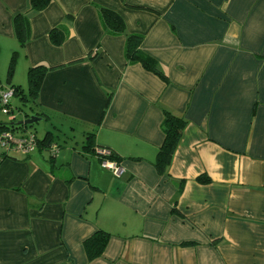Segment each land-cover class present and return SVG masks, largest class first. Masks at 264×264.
<instances>
[{"label": "crops", "instance_id": "0c3cea01", "mask_svg": "<svg viewBox=\"0 0 264 264\" xmlns=\"http://www.w3.org/2000/svg\"><path fill=\"white\" fill-rule=\"evenodd\" d=\"M28 7L0 0V52L51 69L35 109L53 121L58 149L51 162L44 148L6 157L0 148V264H264V0ZM99 7L143 38L167 84L125 65V38L104 34ZM17 15L27 20L23 46ZM55 28L60 46L48 37ZM162 109L187 122L168 168L181 193L152 166ZM90 132L120 157L109 161L118 175L80 151ZM98 231L107 244L89 262L83 242Z\"/></svg>", "mask_w": 264, "mask_h": 264}, {"label": "trees", "instance_id": "16d2710c", "mask_svg": "<svg viewBox=\"0 0 264 264\" xmlns=\"http://www.w3.org/2000/svg\"><path fill=\"white\" fill-rule=\"evenodd\" d=\"M52 0H28V10L33 12H40L46 9ZM100 18L101 26L105 35L118 37L123 36L125 38L124 44V60L125 65H140L146 72H149L156 77H158L164 83H168V76L160 67V65L150 56L145 54L141 50V44L143 38L138 35L128 34L123 19L115 12L99 7L97 9ZM13 28L15 36L19 41L20 46H23L26 35H27V20L24 15H17L13 17ZM49 40L52 45L60 46L64 40L61 30L55 28L51 30L48 34ZM17 52L12 53V63L15 62L17 58ZM79 62V61H78ZM11 68V67H10ZM51 69L45 66H36L28 68V87L27 93H25L20 87L11 86L10 90L13 91V97H18L21 107H26L28 112H24L22 108H19V113L23 116L24 120L29 118L31 114L37 118H42L41 120L48 119V116L44 112L36 111V99L39 92L40 85L47 71ZM4 89L0 86V91ZM111 100V95H108L106 106L109 105ZM0 103V111H1ZM9 111L5 120L0 119V133L11 132L18 137L33 136L36 148H44L49 152L50 161L53 162L56 157V149L58 147L53 144L54 135L51 132H46L42 139H38L36 135L32 132H28V128L33 127V125H23L21 124L15 111L12 108L11 99L7 105ZM0 115L1 114L0 112ZM163 120L161 122V131L164 135V139L161 147L158 149L156 158L152 163V166L160 177H166L167 181L175 186L178 193L182 192L184 182L174 181L168 176V168L171 164L173 155L178 147L184 128L187 125L186 120L174 114L168 109H162ZM12 119H9V117ZM1 148V147H0ZM2 149V148H1ZM2 157H6V154L12 151H7L2 149ZM82 153L94 154L101 162L103 161H120V157L114 154L108 149H103L95 144L94 134L92 132L85 135L81 150ZM104 152V154H100ZM196 181L202 185L208 184L210 180L206 176H200ZM108 240V234L103 231L96 232L93 236L86 239L83 242V250L86 255L87 261L91 262L103 254Z\"/></svg>", "mask_w": 264, "mask_h": 264}, {"label": "rangeland", "instance_id": "374dc122", "mask_svg": "<svg viewBox=\"0 0 264 264\" xmlns=\"http://www.w3.org/2000/svg\"><path fill=\"white\" fill-rule=\"evenodd\" d=\"M13 52H17V54H20V51H18V49L9 52L7 56L3 55L4 51L0 52V86L4 90H10L11 86H17L20 87L25 93H27L29 68L28 64L26 63L23 53H21L18 60L16 58L15 62L12 63L11 61ZM11 104L16 116H21L18 111L19 108H22L24 112L29 113L26 107H21L18 97L15 96L11 98ZM0 119L5 120L6 116L0 115ZM53 126L54 123L52 120H41L34 123L33 127L28 128L27 131L34 133L38 139H42L46 132H55ZM54 134H56V132ZM75 139L79 138L75 136Z\"/></svg>", "mask_w": 264, "mask_h": 264}, {"label": "built area", "instance_id": "2783aa9c", "mask_svg": "<svg viewBox=\"0 0 264 264\" xmlns=\"http://www.w3.org/2000/svg\"><path fill=\"white\" fill-rule=\"evenodd\" d=\"M12 90H3L0 91V103H1V114L8 115L9 111L7 105L12 98ZM9 119H12L10 116ZM0 147L7 151H18L23 155H27L34 151L36 148V143L33 136L18 137L11 132H2L0 133ZM55 153V152H54ZM100 154H104L101 152ZM102 165L105 168H110L115 175L120 173V169L114 165L109 164V161H103Z\"/></svg>", "mask_w": 264, "mask_h": 264}, {"label": "water", "instance_id": "95a60500", "mask_svg": "<svg viewBox=\"0 0 264 264\" xmlns=\"http://www.w3.org/2000/svg\"><path fill=\"white\" fill-rule=\"evenodd\" d=\"M41 119L36 116H30L29 118L21 121L20 123L23 125H33L36 122H39Z\"/></svg>", "mask_w": 264, "mask_h": 264}]
</instances>
